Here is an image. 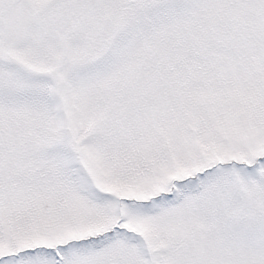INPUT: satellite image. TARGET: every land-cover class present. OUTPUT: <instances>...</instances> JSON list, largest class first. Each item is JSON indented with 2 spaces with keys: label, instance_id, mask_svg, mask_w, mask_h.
Listing matches in <instances>:
<instances>
[{
  "label": "snow or ice",
  "instance_id": "obj_1",
  "mask_svg": "<svg viewBox=\"0 0 264 264\" xmlns=\"http://www.w3.org/2000/svg\"><path fill=\"white\" fill-rule=\"evenodd\" d=\"M0 264H264V0H0Z\"/></svg>",
  "mask_w": 264,
  "mask_h": 264
}]
</instances>
